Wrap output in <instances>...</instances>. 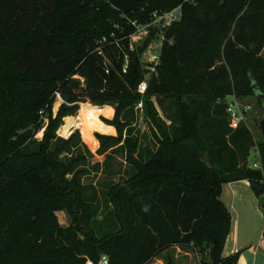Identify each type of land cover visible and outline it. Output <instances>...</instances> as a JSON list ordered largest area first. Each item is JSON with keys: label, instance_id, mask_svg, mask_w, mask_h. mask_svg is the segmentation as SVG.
<instances>
[{"label": "trees", "instance_id": "1", "mask_svg": "<svg viewBox=\"0 0 264 264\" xmlns=\"http://www.w3.org/2000/svg\"><path fill=\"white\" fill-rule=\"evenodd\" d=\"M148 1L163 9L178 2ZM147 14L124 16L106 0H0V46L10 67L5 77L0 59V264H96L101 253L109 264H145L172 246L197 249L209 264H237L239 252L222 257L231 216L221 188L248 179L255 197L264 196V137L254 142L245 123L231 127L226 98L264 100V0L185 6L165 31L142 95L140 56L152 35L129 50L127 19L144 22ZM55 92L63 102L53 116ZM160 95L175 101L176 133L160 128L152 102ZM142 98L161 138L138 163L130 158L137 139L127 127ZM86 99L115 108L110 124L118 134H99L95 153L94 133L80 128L85 143L78 130L68 138L56 134ZM120 142L134 171L120 181L94 182L95 155ZM252 149L261 168L247 164ZM108 204L113 208L100 220L106 231L97 220ZM58 210L68 225L60 224ZM115 228L122 233L114 235Z\"/></svg>", "mask_w": 264, "mask_h": 264}, {"label": "rangeland", "instance_id": "2", "mask_svg": "<svg viewBox=\"0 0 264 264\" xmlns=\"http://www.w3.org/2000/svg\"><path fill=\"white\" fill-rule=\"evenodd\" d=\"M158 41L154 42L157 43ZM156 45V44H155ZM150 52V51H148ZM7 50L2 48L0 46V59L3 64V71L5 77H7L10 74V67L6 64L4 61V58L6 57ZM148 55V54H147ZM262 56L264 57V48L262 51ZM144 81L150 78L153 72H148L146 68H144ZM75 79L79 80L80 87L84 85V80L81 76L75 75ZM145 93V92H144ZM143 93V94H144ZM142 94V95H143ZM242 102H245L250 105V110L245 113L244 117V123L246 127L249 128L253 141L257 142L262 137L260 134V129L258 128V120L261 118V115L263 113L262 107L258 101V99L255 96H247L241 98ZM227 101L231 100V96H227ZM142 102V106L144 105V99L142 98L140 100ZM152 102L154 105V109L157 113V120L160 125L161 129L166 130L168 133H176L178 130V117H177V107L175 104V101L173 97L169 96H157L152 97ZM62 105V102L60 100H55L52 103V113L53 116H56L60 107ZM134 120L131 124L128 125L127 128L132 130L131 133H129L132 138L137 139V143L135 144V150H132L130 158L136 159L138 163H145L148 158H150L153 151L156 150L158 146V141L161 138L160 130L155 126L154 124H151L149 119L146 117L144 106L141 109H136L135 107L132 109ZM115 115V108L109 105L104 106H96L93 103H91L89 100H85L83 102H78V109L77 111L70 116H66L62 118V124L59 126V128L56 131L57 136L62 138H68L74 131L78 130L80 131V136L82 139V133L81 129L85 132V135H90L94 133V136L97 140L96 147H89V149L95 153L96 150L100 146L99 142V134L103 135H112L116 136L118 134L117 129L114 125L110 124V121L114 118ZM46 123V121H45ZM45 124L43 127L39 128L38 131L35 134V138L37 140H41L45 131ZM81 128V129H80ZM126 128V129H127ZM125 129V130H126ZM124 138L127 136V133H123ZM87 138V137H86ZM89 139V138H88ZM83 141V139H82ZM90 141H93L91 138ZM84 142V141H83ZM85 143V142H84ZM195 144L199 145L197 141L194 142ZM123 142H120L119 144L115 146H111L105 150L103 154L95 155L94 159L99 160V166L95 162L90 164V167L93 166V170L91 173L96 174L98 178H95L94 182L96 180L101 179L104 180L103 182H114V181H120V179H125L127 176V173L129 171H134L131 167V165L128 163L130 158L128 155L130 154L128 150H122L120 147ZM128 151V153H127ZM259 162V155L258 152L255 150H251V154L247 160V164L252 167L254 162ZM98 167L97 169H95ZM110 171L107 175H101L102 170ZM88 180H92L91 178H88ZM239 185V190H241L242 193H249L251 195V202L248 204V208L246 207L245 210H243V216L244 219L241 221H244V223L247 221L249 234L248 238L251 235V230L253 234V245L257 243V240L260 238L261 235H263V228H264V206H261L259 203V199L256 201L250 188L249 184L247 183H241ZM224 193L228 194V200L231 202V191L225 190ZM226 198V195H225ZM227 200V198H226ZM227 200V201H228ZM242 207V205L240 204ZM112 205L108 204L107 208L101 212L99 216V220H97V224L101 225L102 229L108 231V226L106 223H103L106 219L104 216L106 215V212H108L110 209H112ZM57 217L61 225H68V222L70 219L66 217V215L63 213V211L58 210L57 211ZM103 215V217H102ZM100 220H102L100 222ZM114 228V227H113ZM247 229V227H246ZM114 230V229H113ZM240 231H242V228H240ZM111 232V231H110ZM114 235H120L122 232L119 229H116L113 231ZM96 238L99 236L98 233H95ZM95 245V243H94ZM96 250L98 249L97 245H95ZM93 248V249H94ZM120 260L124 257V253L121 250L120 252ZM109 256L101 253L100 257L98 259V262L96 264H104L107 262L109 264ZM211 261L209 258L205 257L204 254L197 249L194 248H180L178 246H172L171 248L161 252L156 257L152 258L145 264H209ZM86 264H95L92 260H87Z\"/></svg>", "mask_w": 264, "mask_h": 264}, {"label": "built area", "instance_id": "3", "mask_svg": "<svg viewBox=\"0 0 264 264\" xmlns=\"http://www.w3.org/2000/svg\"><path fill=\"white\" fill-rule=\"evenodd\" d=\"M108 2V0H106ZM177 4L167 8H151V4L148 0H142L138 4L135 10L138 13L148 10L147 20L139 22L137 19H127V22L133 27L132 33L128 35L129 38V50L133 51L137 44L142 43L148 36H151L145 50L140 56L142 67L146 68L148 72H154L156 66L160 61L161 47L164 40L165 31L176 21H179L183 16L184 8L187 5H196L199 0H177ZM125 16V14H123ZM114 37V34H111ZM105 40V39H103ZM158 41L154 44V42ZM102 41H99V43ZM118 45V40L115 42ZM150 51V52H148ZM148 54V55H147ZM127 61L124 63L123 72L126 71ZM146 80L142 81L138 86V92L143 94L146 91ZM56 100L62 101L58 92H55ZM226 111L232 128L238 127L240 123H244L245 113L250 110V105L242 103L235 97H232L230 101H226ZM142 102L138 101L135 105L136 109H141ZM47 121V120H45ZM252 168H261L260 161L254 162ZM104 264H107L105 262Z\"/></svg>", "mask_w": 264, "mask_h": 264}, {"label": "crops", "instance_id": "4", "mask_svg": "<svg viewBox=\"0 0 264 264\" xmlns=\"http://www.w3.org/2000/svg\"><path fill=\"white\" fill-rule=\"evenodd\" d=\"M238 100L242 102L241 98ZM241 183L246 185L248 183L255 200H258L251 189L250 181L248 179L232 181L222 185L220 199L227 207L231 216V227L223 246L222 257L239 252L237 264H264V228L263 235H261L257 240V243L253 245L255 240H252V230L251 235H249L250 237L248 238L250 229L248 228L247 221L245 223L244 221H241L244 219L243 210H245L246 207L248 208V204L251 202V195H249V193H242L241 190L238 189V184ZM226 188L231 191V202L228 200V194L224 193ZM225 195L228 201L226 200ZM240 228H242V231H240Z\"/></svg>", "mask_w": 264, "mask_h": 264}, {"label": "water", "instance_id": "5", "mask_svg": "<svg viewBox=\"0 0 264 264\" xmlns=\"http://www.w3.org/2000/svg\"><path fill=\"white\" fill-rule=\"evenodd\" d=\"M140 1L142 0H108V3L121 13L126 14L131 12L132 10H135ZM261 107L263 113L257 124L258 128L260 129L261 136L264 137V100L261 101ZM259 203L261 206H264V196L260 197Z\"/></svg>", "mask_w": 264, "mask_h": 264}]
</instances>
